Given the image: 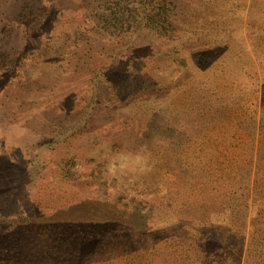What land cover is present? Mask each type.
Instances as JSON below:
<instances>
[{
	"label": "rangeland",
	"instance_id": "obj_1",
	"mask_svg": "<svg viewBox=\"0 0 264 264\" xmlns=\"http://www.w3.org/2000/svg\"><path fill=\"white\" fill-rule=\"evenodd\" d=\"M11 180L0 264H264V0H0Z\"/></svg>",
	"mask_w": 264,
	"mask_h": 264
},
{
	"label": "trees",
	"instance_id": "obj_2",
	"mask_svg": "<svg viewBox=\"0 0 264 264\" xmlns=\"http://www.w3.org/2000/svg\"><path fill=\"white\" fill-rule=\"evenodd\" d=\"M135 2H137V0H135ZM160 8L161 6L158 5V8H156V10ZM16 183V181L11 180V183L7 186V188H5L4 190H0V248H2V251L7 250L8 248L12 249L16 247V245L18 244L17 242L20 239V237H18V234L20 235L21 232H24L27 229L25 227H19V222L21 221V218H18V211L16 207L17 202L13 200V193L15 191L14 186L16 185ZM24 220L27 223L30 222L28 216H25ZM24 220L22 221V223H25ZM232 240V234L229 233L226 239L221 242L222 247L225 249V251L229 253L233 250L235 246ZM239 244L240 247H242L243 249V246L245 244L244 233L240 238ZM195 250L200 253V251L196 249V247L193 251ZM103 255L104 254H98L96 261L100 262L101 259H103ZM188 258L189 255H186V257L184 258V264H194V260H188ZM84 260L85 258L81 257L80 259L79 256L74 257V259L71 260V264H85ZM195 261L199 262L200 264L201 260L197 259ZM164 264H167V261H164Z\"/></svg>",
	"mask_w": 264,
	"mask_h": 264
}]
</instances>
